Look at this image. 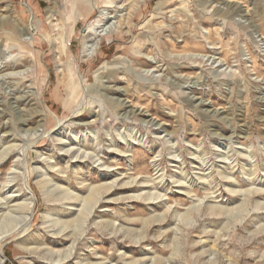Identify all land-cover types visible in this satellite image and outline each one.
Masks as SVG:
<instances>
[{"label":"rangeland","instance_id":"374dc122","mask_svg":"<svg viewBox=\"0 0 264 264\" xmlns=\"http://www.w3.org/2000/svg\"><path fill=\"white\" fill-rule=\"evenodd\" d=\"M0 237V264H264V0H0Z\"/></svg>","mask_w":264,"mask_h":264},{"label":"bare ground","instance_id":"6f19581e","mask_svg":"<svg viewBox=\"0 0 264 264\" xmlns=\"http://www.w3.org/2000/svg\"><path fill=\"white\" fill-rule=\"evenodd\" d=\"M102 15H103L102 16L103 17V21H102L103 24L101 26H99L97 28V31L94 33V35H92V37H90L89 40H87L89 44L85 48V53H92V55H93L95 53V51L98 50V48H99L101 38L108 36L111 33H114L120 25V23L111 22V21H113L112 19L116 18V16L111 17L108 13H106V14L103 13ZM98 29H100V30H98ZM67 152H70V151L68 150ZM50 182L51 181L45 177L43 180H41V188H42V191L44 193L43 195H44V197H46L47 200L52 201V202H70V203H73V202H76L79 200V198L76 195L70 193L68 190H63V188L60 186H58L55 190L51 191L50 186H49ZM55 191H60V193L56 196H53L54 194H52V193ZM112 191H113V186L110 184L90 188L88 195L83 200V203H84L83 207L84 208L81 210L71 209V212L72 211L73 212H79V213H77L78 214L77 219H75V220L77 222H82L83 220H86L88 217H90L93 210L96 209L97 206L101 203L103 196L109 195ZM29 195L31 196L30 197L31 199L26 198L27 200H25L21 203L18 202L19 200H17L16 204L13 206V208L17 212L21 211L22 213H24L25 216H27V217H25V219L28 223L31 222V216L30 215L32 214L31 212L33 210V205H34L33 202H34V197H35V195L33 194L32 191H31V193H29ZM14 201H16V200H14ZM29 202H31V203H29ZM18 214H20V213H18ZM21 217H22V215H21ZM46 218L49 220L46 222V224L51 223L50 228L51 227L52 228L58 227L59 230L56 233L57 235H62L65 233L63 235V237L67 236L66 231L68 230V226L71 224L73 218H70L67 221L51 220V214L50 213L46 214ZM23 220H24V218H23ZM157 222H158V220H157ZM3 239H4V237L3 238L0 237V260H3L6 258L4 255V252L1 249V242L3 241ZM67 258H68V254H66L65 259H62V262L64 263L66 260H68Z\"/></svg>","mask_w":264,"mask_h":264}]
</instances>
